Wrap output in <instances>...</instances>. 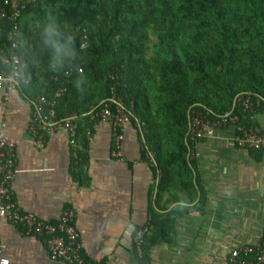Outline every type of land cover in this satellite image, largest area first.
Instances as JSON below:
<instances>
[{"label":"trees","instance_id":"obj_1","mask_svg":"<svg viewBox=\"0 0 264 264\" xmlns=\"http://www.w3.org/2000/svg\"><path fill=\"white\" fill-rule=\"evenodd\" d=\"M46 16L58 18L65 39L74 38L75 58L60 72L50 68L39 37L37 23ZM17 27L14 51L31 76L18 92L34 104L63 87L57 116L78 117L75 179L84 178L82 150L93 123L84 115L114 95L130 124H143L137 128L143 158L154 154L156 210H164L166 194L168 202L176 199V189L196 194L182 179L192 173L184 142L192 108L210 119L233 110L251 126L252 113L234 106L237 95L247 94L260 101L253 113H264V0H29ZM11 32L12 23L0 18V73L7 70L2 60L11 54ZM155 208L138 264L147 263L151 246L170 239L173 211Z\"/></svg>","mask_w":264,"mask_h":264},{"label":"crops","instance_id":"obj_2","mask_svg":"<svg viewBox=\"0 0 264 264\" xmlns=\"http://www.w3.org/2000/svg\"><path fill=\"white\" fill-rule=\"evenodd\" d=\"M31 112L32 103L18 91L8 97L0 91V134L15 145L11 193L20 211L53 223L72 209L87 262L138 264L135 234L147 227L155 208L154 174L142 156L138 127L123 129L121 154L113 157L111 125L93 122L82 150L81 183L73 175L75 159L65 132L46 136L41 148L32 144L26 130ZM250 124L264 135V113H252ZM236 133L233 127L214 129L195 146L192 173L182 179L196 194L176 189L175 200L168 202L166 194L160 202L164 210L155 208L161 215L173 211L172 228L168 241L150 247L146 264H229L232 250L262 240L264 149L238 147ZM0 239L9 264H57L43 240L21 226L1 221Z\"/></svg>","mask_w":264,"mask_h":264},{"label":"built area","instance_id":"obj_3","mask_svg":"<svg viewBox=\"0 0 264 264\" xmlns=\"http://www.w3.org/2000/svg\"><path fill=\"white\" fill-rule=\"evenodd\" d=\"M29 3V0H2L0 18H7L12 23L10 33V57L2 60L6 65V71L0 73V91L8 97L14 91H18L20 84L17 83L16 70L19 61L15 49L17 22L21 12ZM83 47V46H82ZM21 64V63H20ZM70 74L67 72L66 76ZM65 92L63 87L56 90L51 98L38 97L32 103L31 118L26 130L32 144L41 148L44 145L46 136L62 131L68 136L72 156L77 158V130L78 117L76 115L59 118L55 105L61 95ZM259 99H253L250 95L239 94L234 99V106L240 109L241 113H253L259 105ZM209 113L192 108L188 114V128L184 142L188 149V160L190 159L195 146L207 138L214 129H225L233 127L236 130L234 141L240 148L250 150L264 149V135L256 125L244 126L239 115L233 110L210 119ZM90 122L107 123L112 127V155L119 157L123 141V129L130 124V118L120 100L114 95L109 100H103L98 106H91L84 115ZM142 123L137 122L136 127L140 128ZM90 138L91 133H87ZM15 145L14 142L4 134H0V222L7 221L13 225L24 228L26 234L41 238L46 246L51 260L57 264H91L81 254L79 235L74 227V212L66 208L56 222H45L36 218L33 214L23 213L12 199L11 181L16 173L15 170ZM143 150V147H142ZM145 160L151 168L155 166L154 154L146 152ZM160 178V172L156 171L155 182ZM148 228L139 229L134 238L137 251L141 252V245ZM5 246L0 239V264H9L4 257ZM229 264H264V237L261 241L232 250L228 258Z\"/></svg>","mask_w":264,"mask_h":264},{"label":"clouds","instance_id":"obj_4","mask_svg":"<svg viewBox=\"0 0 264 264\" xmlns=\"http://www.w3.org/2000/svg\"><path fill=\"white\" fill-rule=\"evenodd\" d=\"M37 27L40 29L39 37L45 48L49 53V66L52 70L60 72L66 68H70L75 53L73 49V37L68 36L65 39V33L61 31V25L56 17L46 16L44 19L38 21ZM14 63L19 64L16 70L17 83L28 85L31 82V76L25 71L24 65L19 61ZM77 90H80V83L75 84Z\"/></svg>","mask_w":264,"mask_h":264}]
</instances>
